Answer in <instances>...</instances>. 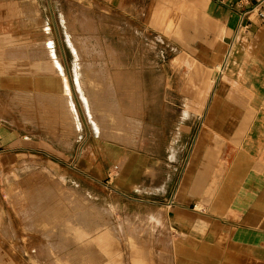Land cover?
<instances>
[{"label": "rangeland", "instance_id": "rangeland-1", "mask_svg": "<svg viewBox=\"0 0 264 264\" xmlns=\"http://www.w3.org/2000/svg\"><path fill=\"white\" fill-rule=\"evenodd\" d=\"M141 8L138 0H27L25 10L20 12L26 21L25 33L20 37L22 40L7 39L6 44H0V61L11 66L17 60L27 59L29 64L41 62L48 58V54H43L46 52L45 47L48 46V53L53 45L63 65L75 117L68 114L61 100L50 99L44 93H28L16 89L0 93V111L2 106L10 126L9 137L14 138L12 143H19L7 146L0 142V163L6 151L31 150L33 145L53 148L58 151V155L63 156L67 151L74 150L75 163L79 162L88 149H101L103 152L100 156L91 155L86 158L100 157V166L106 172L116 166L117 171L122 173V179H127L126 182H116V186L124 192L111 190L113 182L109 187L106 181L105 185L91 179L84 181L102 198L120 201L137 197L135 190L130 191L128 173L134 170L133 155L142 152L149 158V166L152 167L149 175L154 180L155 189L153 195L149 194L146 199H161L165 185H169L166 189L168 194H164L166 198L171 199L175 195L182 171L191 159L196 138L205 131L210 113L213 112L218 118L226 117L227 112L231 111L226 101L233 98V94L194 90L195 86L189 85L188 61L181 58L182 55L166 37L149 29L152 13ZM26 52L28 55H25ZM80 61L84 72L89 64L98 66H95L99 70L94 75L98 73L96 77L105 90L100 92L98 106L94 105L95 112L103 123L100 133L96 128V124L99 125L97 118H91L88 114L87 105H91V102L83 97L82 93L86 91L84 87L81 91L76 80ZM19 71L35 72L24 70L21 62ZM216 78L214 76L213 81ZM218 79L219 77L217 81ZM112 115L125 120L127 126H120L123 122L115 121ZM121 127L123 130L125 127V130L122 131ZM42 174L44 173L29 171L6 174L10 175L5 179L10 189L9 207L16 217L19 208L33 206L30 203L33 202L31 195H36L31 192L33 193ZM57 174L59 177L64 172L59 171ZM65 174L77 178L76 182L59 181L55 189L42 187L41 196L59 199L54 205L56 208L51 211L53 229L46 235H33V231H28L32 227L26 225L28 235L19 236L17 220L12 215L8 217L12 219L4 220L0 205V234L3 233L0 241L4 239L5 245L10 248V264H18L19 251L26 257L21 264H128L130 252L125 250L130 246L142 250L148 248L146 257L154 264H170L166 251L168 247L162 246L170 244L171 235L170 237L167 232L150 224L139 227L128 214L116 216L92 200L89 204V218L86 220L90 228L89 238L84 236L83 242L79 233L72 236L58 234L59 228H63L66 222L62 219L65 215L73 213L72 224L76 228L83 209L87 210V204L82 203V199L88 198L82 192L81 176L74 171H66ZM1 179L0 172V198ZM90 197L96 199L92 194ZM61 199H72L73 202L65 203ZM127 206V210H134L136 204ZM46 222L50 223L48 220ZM97 233L100 236V233H105L108 237L102 238L103 241L98 243L94 239V236H99ZM110 237L113 239L110 240L112 243L105 244L110 243L111 249L117 247L111 255L100 247ZM96 244L100 245L101 254L96 252ZM140 254L138 252V256ZM142 254L145 255V251ZM106 257L111 262L108 263Z\"/></svg>", "mask_w": 264, "mask_h": 264}, {"label": "crops", "instance_id": "crops-1", "mask_svg": "<svg viewBox=\"0 0 264 264\" xmlns=\"http://www.w3.org/2000/svg\"><path fill=\"white\" fill-rule=\"evenodd\" d=\"M26 2L0 0V44H6L7 39L22 40L26 21L20 12L25 10ZM138 6L152 13L149 29L166 37L181 58L188 61L189 85H194L197 91L232 93L233 98L226 101L231 111L221 118L210 113L205 131L196 138L191 159L171 199L166 198L169 185H165L161 199H146L155 189L149 175L152 168L149 158L142 152L133 155L134 170L128 173L130 191L135 190L137 197L118 201L102 198L84 181L91 179L103 184L106 181L109 187L113 182L111 190L124 192L116 182L127 179H122L116 166L106 172L100 166V157L86 158L100 156L101 149H88L78 163L73 157L74 150L67 151L65 156L58 155L53 148L38 145H33L31 150L6 151L0 163L3 219L12 215L17 220L19 236L28 235L26 225L33 228L28 230L33 235L50 233L54 226L51 211L59 199H52V194L50 199L41 196L42 189H55L59 181L76 182L77 178L65 174L74 171L81 176L82 192L88 198L82 199V203L87 204V210L83 209L81 223L76 228L72 224L73 213L65 215L62 218L66 220L65 228H59L60 235L79 233L82 240L86 235L89 238L86 220L92 200L97 205H113L119 209L114 215L128 214L139 227L150 224L171 235L170 244L162 246L168 247L170 264H264V17L258 11H250L252 3L244 5L238 0H138ZM20 62L24 70L33 71L27 59L17 60L13 66L0 61V93L35 88V83L24 84L26 75L34 73H20ZM214 76L219 77L218 81L217 78L213 81ZM9 77L13 78L12 84L4 81ZM9 130L8 118L1 106L0 142L7 146L19 144L12 143L14 138L9 137ZM27 171L44 174L31 192L36 195H31L33 206L19 208L16 217L9 207L10 189L5 179L10 175L6 174ZM59 171L64 174L58 177ZM91 194L96 199H91ZM131 203L136 207L127 210ZM4 241H0V264H10L11 251ZM105 246L109 254L117 250L116 246L111 249V244H105L104 249ZM125 251L130 252L128 264H154L146 257L148 248L130 246ZM96 252L101 254L99 247ZM24 255L19 251L18 264L25 262ZM106 260L111 262L108 257Z\"/></svg>", "mask_w": 264, "mask_h": 264}, {"label": "bare ground", "instance_id": "bare-ground-1", "mask_svg": "<svg viewBox=\"0 0 264 264\" xmlns=\"http://www.w3.org/2000/svg\"><path fill=\"white\" fill-rule=\"evenodd\" d=\"M45 26V25H44ZM45 27H47V26H45ZM44 27V28H45ZM45 30H47V29H45ZM48 31H49V29H48ZM47 32V31H46ZM47 44V43H46ZM52 44H54V43H52ZM33 45V44H32ZM42 45V44H41ZM45 45V44H44ZM47 46V45H46ZM50 46H51V44H50ZM33 47H36V46H33ZM39 47V46H38ZM37 47V48H38ZM41 47V46H40ZM48 47V46H47ZM47 47H45V51L47 52ZM52 47V49L48 52V53H44L43 52V54L45 55V54H48V58L47 59H44V60H41V62H38V61H36L34 64H32V69H33V71H35V72H33L34 74H32V75H29V74H27L26 75V79H25V81H24V84H30V83H35L36 84V86H35V88H34V86H33V88L32 89H28V90H26L25 92H37V93H44V94H46V95H49L50 96V99H54V98H57V99H59V100H61L62 101V103H64L65 104V108L67 109V112H68V114L69 115H72V117L74 118L75 117V109H74V105H73V102L70 100V90L68 89V87H67V84H66V78H65V76H64V69H63V65L61 64V62H60V60H59V58H58V56L56 55V52H55V49H54V46L52 45L51 46ZM42 48V47H41ZM33 49V48H32ZM31 49V50H32ZM40 49V48H39ZM38 50V49H37ZM37 50H36V52H37ZM49 50V49H48ZM26 51H29L30 52V50H28V48H26ZM40 52H42L41 50H40ZM32 53V52H31ZM42 54V53H41ZM25 55H28L27 54V52H26V54ZM36 55V54H35ZM43 55H41V57H42ZM27 57V56H26ZM25 57V58H26ZM33 57V56H32ZM39 57V56H38ZM37 57V58H38ZM47 57V56H46ZM114 57V56H113ZM23 59H24V57H23ZM34 59V58H33ZM32 60V59H31ZM34 60H36V59H34ZM86 61V60H85ZM96 62H98V61H96ZM83 64H84V62H83ZM86 65H88V64H86ZM95 65V64H94ZM78 66H79V72H78V76L76 77V80H77V82H78V84H79V87H80V89H81V91H83V87H84V89H85V91H86V93L84 92V94L82 93V95H83V97L85 98L86 97V99L89 101L90 100V102H91V105H87L88 106V114H89V116L92 118V117H94V119L95 118H97V123H99V125H97L96 124V128H97V130L99 131V133L101 132V130H102V125H103V123L101 122V120L99 119V117L97 116V114H96V112H95V108L96 107H94V105H96V106H98V103H100L99 102V97H100V92L102 91V84H101V82L98 80V78L96 77L97 75H98V73H97V75L95 76L94 74L96 73V72H98L97 70H99V69H96L98 66L97 65H95V66H97L96 68H95V66H93L92 64H89L88 66H87V68H86V70H85V72L83 71V68L84 67H82V63H81V61H80V63L78 64ZM85 66V65H84ZM102 66V65H101ZM103 69V68H102ZM99 72H101V71H99ZM85 73V74H84ZM103 75V74H102ZM103 78H104V76H103ZM13 78L11 77H9V78H7V79H5L4 81L6 82V84H12L13 83V80H12ZM102 79V78H101ZM104 81V80H103ZM103 91H105L104 89H103ZM112 92H113V90H112ZM42 94H39V95H42ZM112 94H114V93H112ZM104 95V94H103ZM115 95V94H114ZM111 96V95H110ZM51 97H53V98H51ZM112 98H113V96H111ZM108 98V97H107ZM114 98H115V96H114ZM49 99V100H50ZM101 99H103V98H101ZM113 100H115V99H113ZM56 101V100H55ZM60 101V102H61ZM109 101V100H108ZM104 102H105V100H104ZM112 103H113V101H111ZM57 103H58V101H57ZM56 103V104H57ZM107 104L109 103V102H106ZM59 104H61V103H59ZM114 104H115V102H114ZM112 105V104H111ZM61 106H63L62 104H61ZM114 106V105H113ZM117 107V106H116ZM105 108V107H104ZM106 109H107V107H106ZM100 110V109H99ZM116 110V109H115ZM114 109H111V111H115ZM102 111V110H101ZM107 111V110H106ZM105 111V112H106ZM121 111V110H120ZM103 113H104V110H103ZM103 113H101V114H103ZM115 113V112H114ZM121 113V112H120ZM116 114V113H115ZM123 114V113H122ZM110 115V114H109ZM109 115H108V117H109ZM102 116V115H101ZM103 117V116H102ZM106 117V116H105ZM112 117V119H114L115 121L116 120H118V122L119 121H121V122H123V123H121L120 124V126H124L125 124H126V122H125V120L124 121H122V119H117V118H115L113 115L111 116ZM107 120V119H106ZM108 124V123H107ZM119 124V123H118ZM111 125V124H110ZM126 126H127V124H126ZM108 127H109V125H108ZM110 127H112V126H110ZM114 127V126H113ZM107 129V128H106ZM111 129V128H110ZM113 129V128H112ZM121 129H122V131H124L125 130V127H124V130H123V128L121 127ZM123 155V154H122ZM103 206L107 209V211L109 212V213H118V210L113 206V205H111V204H109V203H103ZM118 208V207H117ZM83 216V215H82ZM84 217V216H83ZM79 219V218H78ZM82 219V218H81ZM84 219V218H83ZM74 222V221H73ZM76 222H78V221H76ZM80 222L81 221H79V224H80ZM87 224V223H86ZM75 225H76V223H75ZM64 226V225H63ZM62 227V226H61ZM65 228V227H64ZM91 229H93V228H91ZM95 229V228H94ZM93 229V230H94ZM89 230H90V228H89ZM101 231H103V230H101ZM104 232H106V233H108L107 231H104ZM99 233V232H98ZM110 233V232H109ZM66 234V233H65ZM101 234V236H102V233H100ZM105 233H103V235H104ZM67 235V234H66ZM99 235V234H98ZM107 235V234H106ZM109 235V234H108ZM100 235L99 236H97V237H101ZM112 236V235H111ZM82 237V236H81ZM96 236H94V239H98V238H95ZM108 237V236H107ZM106 237V238H107ZM66 238V237H65ZM102 238H103V236H102ZM104 238H105V236H104ZM103 238V239H104ZM69 239H71V238H68V240ZM93 239V240H94ZM112 238L110 237V238H108L107 240L108 241H106V239L104 240V242H110V240H111ZM96 240H94V241H96ZM113 240V239H112ZM100 241H103V240H101L100 239ZM96 242H98L99 243V241H96ZM106 243V244H107ZM110 243H112V241L110 242ZM109 243V244H110ZM73 244V243H72ZM108 244V245H109ZM96 245H98V244H96ZM104 245H105V243H104ZM98 247H99V245H98ZM100 247H102V249L104 248V246H100ZM106 247V246H105ZM100 249V248H99ZM106 249H108L107 247L104 249V251H106ZM109 251H111V249L109 250ZM103 252V251H102ZM113 252V251H112ZM104 253V252H103ZM111 253V252H110ZM106 255V254H105ZM111 255V254H110ZM107 256V255H106ZM140 258V257H139ZM138 261L140 262V259H138ZM140 264H141V262H140Z\"/></svg>", "mask_w": 264, "mask_h": 264}, {"label": "built area", "instance_id": "built-area-1", "mask_svg": "<svg viewBox=\"0 0 264 264\" xmlns=\"http://www.w3.org/2000/svg\"><path fill=\"white\" fill-rule=\"evenodd\" d=\"M238 2L246 4H253L250 11H258L259 14L264 17V0H238Z\"/></svg>", "mask_w": 264, "mask_h": 264}]
</instances>
